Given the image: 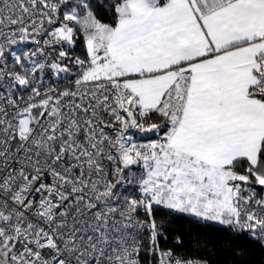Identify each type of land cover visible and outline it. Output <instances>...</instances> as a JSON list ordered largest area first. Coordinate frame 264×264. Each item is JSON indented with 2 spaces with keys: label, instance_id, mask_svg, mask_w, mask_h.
<instances>
[{
  "label": "snow or ice",
  "instance_id": "6c2138e0",
  "mask_svg": "<svg viewBox=\"0 0 264 264\" xmlns=\"http://www.w3.org/2000/svg\"><path fill=\"white\" fill-rule=\"evenodd\" d=\"M158 208L264 244V0H0V264H207Z\"/></svg>",
  "mask_w": 264,
  "mask_h": 264
},
{
  "label": "trees",
  "instance_id": "16d2710c",
  "mask_svg": "<svg viewBox=\"0 0 264 264\" xmlns=\"http://www.w3.org/2000/svg\"><path fill=\"white\" fill-rule=\"evenodd\" d=\"M93 10L99 15L102 9ZM74 54L84 56L79 41ZM154 214L162 229L159 241L163 248H173L185 256L206 260L208 264H264V244L247 234H235L220 225L197 222L163 208L156 209ZM145 259L156 264L154 257Z\"/></svg>",
  "mask_w": 264,
  "mask_h": 264
},
{
  "label": "built area",
  "instance_id": "2783aa9c",
  "mask_svg": "<svg viewBox=\"0 0 264 264\" xmlns=\"http://www.w3.org/2000/svg\"><path fill=\"white\" fill-rule=\"evenodd\" d=\"M82 58H83V57H82ZM147 237H148V233H145V236L143 237V239L146 241V240H147ZM147 246H148V245L145 244V247H147ZM159 247H160V250H162V251L171 250V251L173 252L174 256H176V257H178V258L203 260V259H200V258H197V257L185 256V255H183V254H181V253L176 252L173 248H163V247L160 245V241H159ZM141 255H142V256H145V254H144L143 252L141 253ZM147 257H148V258H149V257H154V260H155V262H156V264H157V257H156V256H154V255H146L145 258H147ZM204 261H206V260H204ZM207 264H208V262H207Z\"/></svg>",
  "mask_w": 264,
  "mask_h": 264
}]
</instances>
